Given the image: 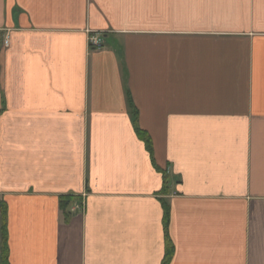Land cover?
<instances>
[{
    "label": "crops",
    "instance_id": "crops-1",
    "mask_svg": "<svg viewBox=\"0 0 264 264\" xmlns=\"http://www.w3.org/2000/svg\"><path fill=\"white\" fill-rule=\"evenodd\" d=\"M4 238L7 264H264V0H0V264Z\"/></svg>",
    "mask_w": 264,
    "mask_h": 264
},
{
    "label": "trees",
    "instance_id": "trees-1",
    "mask_svg": "<svg viewBox=\"0 0 264 264\" xmlns=\"http://www.w3.org/2000/svg\"><path fill=\"white\" fill-rule=\"evenodd\" d=\"M134 122V128H135V131L136 133L143 139V141L145 142L148 150L151 152V145H150V141L148 140V138L138 129L137 127V121L136 119L134 118L133 120ZM165 186V185H164ZM166 189L165 187L163 188L162 192L165 193ZM73 200L70 199V198H61V208L65 211V214L67 215V211H68V208H69V205L70 203L72 202ZM163 208H164V224H165V228H166V225H167V221H168V216H169V210H168V207L167 205H163ZM172 248V247H171ZM170 246L168 247V251H167V256H166V259L164 261L163 264H168L169 261H170V256H171V253H172V250H171ZM2 261H3V264H7L6 263V248H5V238L3 239V245H2Z\"/></svg>",
    "mask_w": 264,
    "mask_h": 264
},
{
    "label": "built area",
    "instance_id": "built-area-1",
    "mask_svg": "<svg viewBox=\"0 0 264 264\" xmlns=\"http://www.w3.org/2000/svg\"><path fill=\"white\" fill-rule=\"evenodd\" d=\"M7 44V42L5 41V45ZM88 45L90 48H92L93 50L95 49H100L101 48V41L100 38L96 35H93L89 38L88 40ZM82 206L75 204L73 205V210H79L81 209Z\"/></svg>",
    "mask_w": 264,
    "mask_h": 264
}]
</instances>
